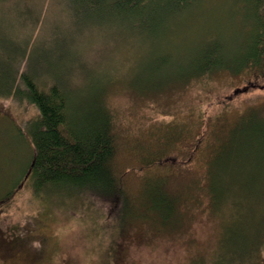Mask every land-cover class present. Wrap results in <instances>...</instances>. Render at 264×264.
I'll return each mask as SVG.
<instances>
[{
	"label": "rangeland",
	"instance_id": "374dc122",
	"mask_svg": "<svg viewBox=\"0 0 264 264\" xmlns=\"http://www.w3.org/2000/svg\"><path fill=\"white\" fill-rule=\"evenodd\" d=\"M244 2L202 0L170 17L158 35L140 40L129 34L126 25L112 27L105 21L102 27L93 25L98 18L85 15L87 0H0V71L15 66L8 61L12 58L9 44L29 38V69L38 75L43 89L62 85L73 103L84 105L96 101L95 85H106L105 101L119 122L149 117L165 124H192L199 116L219 119L225 115L228 122L220 134L238 125L237 138L245 143L249 130L264 124V107L258 105L264 103V79L256 82L259 87H252L245 75L230 77L223 72L202 75L190 83L185 78L189 64L213 40L228 54L245 50L251 33ZM139 82L158 83L159 89L136 95ZM251 108L259 113L258 121L255 117L251 121ZM38 113L25 100L0 97V264H118L109 254L123 235L131 243L127 264H187V258L195 254L212 262L220 238L226 242L228 235H235L243 243L253 240L246 233L264 219L262 186L253 197L247 195L242 197L247 201L238 202H247L248 215L231 203L218 210L210 208L214 180L209 176L207 194L198 192L201 206L189 207L183 231L173 234L159 233L146 221L129 218L128 225L113 227L88 192L75 196V191L56 188L38 197L34 181L25 177L34 153L27 124ZM230 114L240 119L234 123ZM121 147L119 167L131 148L124 141ZM171 189L178 191V187ZM260 224L263 228L264 223ZM235 225L243 235L232 230ZM256 238L264 242V234ZM228 246L229 242L223 250ZM257 252L255 264H264V244Z\"/></svg>",
	"mask_w": 264,
	"mask_h": 264
},
{
	"label": "trees",
	"instance_id": "16d2710c",
	"mask_svg": "<svg viewBox=\"0 0 264 264\" xmlns=\"http://www.w3.org/2000/svg\"><path fill=\"white\" fill-rule=\"evenodd\" d=\"M201 1L87 0L84 13L89 19L98 18L92 21L93 25L102 27L104 21L112 27L126 25L129 34L144 40L165 29L170 17L185 13ZM242 6L249 14L244 17L251 33L245 50L230 52V56L219 42H209L189 64L187 83L202 75L223 72L230 77L245 75L247 83L259 87L256 82L264 79V0H245ZM28 42L29 38L9 44L12 58L8 61L15 62V66L0 71V97L25 100L39 112L27 124L34 153L25 175L34 181L38 197L43 198L46 190L56 188L75 191V196L88 192L97 211L113 227L141 220L159 233L173 234L175 230L183 231L189 207L201 206L200 194L206 193L205 183H211L210 176L214 180L210 208L221 210L222 205L231 203L236 211L248 215L247 202H238L247 201L242 197H253L254 190L264 187V152H260L264 148V124L248 128L243 143L237 138L238 125L229 133L220 134L228 122L225 115L219 119L199 116L192 124H165L149 117L119 122L105 101L106 85H95L96 101L84 105L73 103L70 92L64 91L62 85L43 89L38 75L29 69ZM157 85L139 82L136 95H149L154 88L159 89ZM258 105L264 107V103ZM251 110V121H258L259 113ZM239 119L235 115L234 123ZM123 141L131 148L129 158L119 167ZM171 186L174 190L178 187V191ZM259 220L258 226L246 233L253 237L250 243L228 235L226 242L220 238L212 262L194 253L187 258V264H255L257 251L264 244L256 238L264 234L260 224L264 219ZM232 230L240 231L236 225ZM123 236L109 254L118 264L128 262L131 243ZM227 242L228 249L223 250Z\"/></svg>",
	"mask_w": 264,
	"mask_h": 264
}]
</instances>
